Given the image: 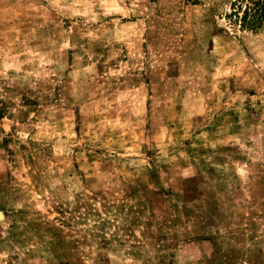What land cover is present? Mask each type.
Here are the masks:
<instances>
[{
  "label": "rangeland",
  "instance_id": "obj_1",
  "mask_svg": "<svg viewBox=\"0 0 264 264\" xmlns=\"http://www.w3.org/2000/svg\"><path fill=\"white\" fill-rule=\"evenodd\" d=\"M235 0H0V264H264V29Z\"/></svg>",
  "mask_w": 264,
  "mask_h": 264
},
{
  "label": "trees",
  "instance_id": "obj_2",
  "mask_svg": "<svg viewBox=\"0 0 264 264\" xmlns=\"http://www.w3.org/2000/svg\"><path fill=\"white\" fill-rule=\"evenodd\" d=\"M228 18L240 29L260 31L264 29V0H235L230 4Z\"/></svg>",
  "mask_w": 264,
  "mask_h": 264
}]
</instances>
